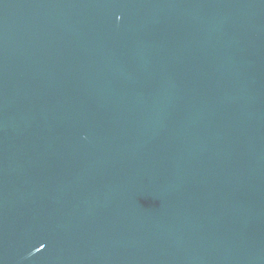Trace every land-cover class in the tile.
Listing matches in <instances>:
<instances>
[{"label": "water", "instance_id": "1", "mask_svg": "<svg viewBox=\"0 0 264 264\" xmlns=\"http://www.w3.org/2000/svg\"><path fill=\"white\" fill-rule=\"evenodd\" d=\"M0 264H264V0H0Z\"/></svg>", "mask_w": 264, "mask_h": 264}]
</instances>
